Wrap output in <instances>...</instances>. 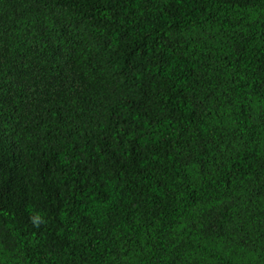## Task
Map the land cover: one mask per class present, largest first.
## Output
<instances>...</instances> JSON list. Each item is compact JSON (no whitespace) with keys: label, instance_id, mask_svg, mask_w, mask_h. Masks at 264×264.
Returning <instances> with one entry per match:
<instances>
[{"label":"trees","instance_id":"16d2710c","mask_svg":"<svg viewBox=\"0 0 264 264\" xmlns=\"http://www.w3.org/2000/svg\"><path fill=\"white\" fill-rule=\"evenodd\" d=\"M0 264H264V0H0Z\"/></svg>","mask_w":264,"mask_h":264}]
</instances>
